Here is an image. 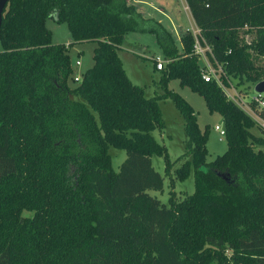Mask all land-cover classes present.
Wrapping results in <instances>:
<instances>
[{"label": "trees", "instance_id": "16d2710c", "mask_svg": "<svg viewBox=\"0 0 264 264\" xmlns=\"http://www.w3.org/2000/svg\"><path fill=\"white\" fill-rule=\"evenodd\" d=\"M214 57L237 84L264 78V0H185ZM93 41L92 63L74 84L67 46ZM128 0H5L0 18V264H264V138L218 86L200 77L189 31L177 47L167 30ZM246 25V28L243 26ZM129 30L153 31L166 62L161 92L145 95L118 48ZM248 35V38H245ZM69 42L68 44H70ZM229 49V51H227ZM177 78L220 114L225 149L205 159L207 127L166 83ZM183 118L174 159L152 135L158 100ZM123 148L117 171L109 146ZM161 155L193 189L167 203L151 164ZM172 184V179H170ZM27 212V213H24Z\"/></svg>", "mask_w": 264, "mask_h": 264}, {"label": "rangeland", "instance_id": "374dc122", "mask_svg": "<svg viewBox=\"0 0 264 264\" xmlns=\"http://www.w3.org/2000/svg\"><path fill=\"white\" fill-rule=\"evenodd\" d=\"M171 2V4L175 6V10L168 13V19L157 12L150 15L152 12L149 9L150 12L147 13V8H145L144 11L142 10V12L144 15L150 16L152 20L159 19L165 30L169 32L173 43L179 47V34L188 29L193 23L190 18H187L184 11H182L181 0H172ZM177 9L178 11H176ZM152 20L149 21L151 22ZM45 23L51 31L52 41L61 42L67 46L72 69L68 82L74 84L81 77V73L92 63V47L94 43L93 41L71 42L72 39L64 22H58L52 18H47ZM245 38L247 39L248 35H245ZM69 42L71 43L68 44ZM1 48L2 45L0 43V50ZM117 52L121 58L122 66L127 76L132 82L143 87L145 95H151L163 90L158 82L161 70L154 67L153 58L158 56L163 60V64L166 62V58L163 56L161 47L153 31H127ZM76 60H78L77 63ZM262 66L264 67V65ZM166 85L170 90L177 92L191 105L199 128L203 129L206 125L207 138L205 143V159L211 160L226 147L224 136L219 134L218 130L213 127L214 124H218L220 128H223L220 114L216 111L209 112L202 96L196 91L191 90L187 85L180 84L177 78H169ZM250 94L251 86H248L247 96ZM158 104L164 125L161 129H152L151 133L158 142L165 145L168 158L174 160L184 149L185 136L182 123L183 118L173 104L170 96L160 98ZM250 130L254 134L261 135L264 138V130L259 126L254 125ZM108 152L111 158V166L113 170L117 171L119 164L125 157V150L110 145L108 147ZM150 159L153 168L163 176L161 190H146L151 196L167 203L170 190H173L172 195L176 199L180 198L183 193L192 191L193 179L191 173L183 179H176L172 172L173 168L177 167L182 159H177L167 170H164V160L161 155L153 154ZM170 179H172V184Z\"/></svg>", "mask_w": 264, "mask_h": 264}, {"label": "built area", "instance_id": "2783aa9c", "mask_svg": "<svg viewBox=\"0 0 264 264\" xmlns=\"http://www.w3.org/2000/svg\"><path fill=\"white\" fill-rule=\"evenodd\" d=\"M181 9L193 23L186 30L190 32L193 38L191 46L192 52L201 62L199 68L200 77L204 81L214 82L225 98L242 109L254 121L255 126H259L264 130V93L253 88L256 81L249 85L251 86V94L247 96L248 86L245 84H237L226 72L224 68L226 62L218 61L214 57L210 43H208L201 33L200 28L194 23L185 0H181ZM243 27L246 28V25ZM227 51H229V49ZM153 60L154 67L156 69H161L163 60L158 56L153 58ZM77 62L78 60H76V63ZM213 127L218 130L219 134L223 135V128H220L218 124H214Z\"/></svg>", "mask_w": 264, "mask_h": 264}, {"label": "crops", "instance_id": "0c3cea01", "mask_svg": "<svg viewBox=\"0 0 264 264\" xmlns=\"http://www.w3.org/2000/svg\"><path fill=\"white\" fill-rule=\"evenodd\" d=\"M172 0H132V2L136 3L139 10H143L147 8V13L150 12L149 9L151 10L152 13L150 15L154 14V12H157L158 14L164 16L166 19L169 18L170 11H174V5H172L171 2ZM178 11V9L176 10ZM157 21L160 22L159 19ZM171 22V21H170ZM173 26V24H172ZM178 26V24H177Z\"/></svg>", "mask_w": 264, "mask_h": 264}, {"label": "water", "instance_id": "95a60500", "mask_svg": "<svg viewBox=\"0 0 264 264\" xmlns=\"http://www.w3.org/2000/svg\"><path fill=\"white\" fill-rule=\"evenodd\" d=\"M4 3H5V0H0V18H1V11H2ZM253 88L257 91H262L264 93V78L256 81L253 85Z\"/></svg>", "mask_w": 264, "mask_h": 264}]
</instances>
